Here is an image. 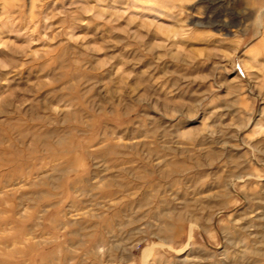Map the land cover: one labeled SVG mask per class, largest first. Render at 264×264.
Returning <instances> with one entry per match:
<instances>
[{
  "label": "rangeland",
  "instance_id": "obj_1",
  "mask_svg": "<svg viewBox=\"0 0 264 264\" xmlns=\"http://www.w3.org/2000/svg\"><path fill=\"white\" fill-rule=\"evenodd\" d=\"M0 264H264V0H0Z\"/></svg>",
  "mask_w": 264,
  "mask_h": 264
}]
</instances>
